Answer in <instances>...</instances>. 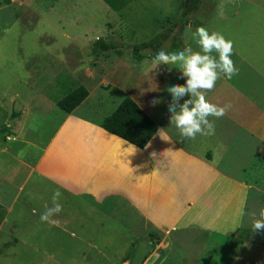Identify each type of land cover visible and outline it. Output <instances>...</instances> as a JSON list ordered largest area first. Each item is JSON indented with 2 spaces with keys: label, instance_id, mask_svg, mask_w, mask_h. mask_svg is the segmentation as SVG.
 I'll list each match as a JSON object with an SVG mask.
<instances>
[{
  "label": "crops",
  "instance_id": "0c3cea01",
  "mask_svg": "<svg viewBox=\"0 0 264 264\" xmlns=\"http://www.w3.org/2000/svg\"><path fill=\"white\" fill-rule=\"evenodd\" d=\"M228 4L238 6L237 0H218L220 15ZM245 13L264 16V5L253 2ZM259 19L260 26H254L260 29L264 18ZM203 24L210 33H220L214 25ZM192 25L179 43L167 44L168 52L189 46L200 51ZM235 25L228 33L234 38L221 34L233 43L230 58L239 72L230 80L221 73L206 93L210 103L230 106L224 117H209L214 135L184 139L170 123L168 105L165 117L150 109L158 131L145 148H138L101 128V118L82 113L92 97L88 90L87 100L73 113L58 114L49 137L39 144L35 163L27 164V179L22 184L12 178L0 183L5 211L0 232L20 204L30 207L29 222L36 224L21 235V248L35 256L37 264H130L129 254L141 242H153L144 264H205L204 252L214 237H231L240 249L251 247L264 254V231L252 230L264 208V169L251 170V180L243 178L242 168L233 172L227 165L238 150L234 144L245 137L262 141L264 148V36L254 39ZM166 70L175 75L169 87L186 85L188 77L175 65H166ZM58 90L55 86L52 94ZM39 93L53 102L54 111L68 94L58 99ZM189 99L191 94L183 96L178 106ZM19 116L24 117L22 112ZM255 153L264 160V150ZM33 175L38 184L30 187ZM57 189L62 211L51 217L56 223L42 222L40 216L53 206ZM20 216L27 222L22 210ZM250 264L258 263L252 259Z\"/></svg>",
  "mask_w": 264,
  "mask_h": 264
},
{
  "label": "rangeland",
  "instance_id": "374dc122",
  "mask_svg": "<svg viewBox=\"0 0 264 264\" xmlns=\"http://www.w3.org/2000/svg\"><path fill=\"white\" fill-rule=\"evenodd\" d=\"M237 2V7L228 4L220 15L218 0H202L199 9L184 18V10L190 7L187 0H131L120 12L103 0H0V130L8 128L0 132V183L12 178L22 184L27 179V164L35 163L39 144L49 137L62 113L58 107L54 111L53 102L39 91L59 99L71 89L86 87L92 97L80 110L89 117L106 118L126 97L147 114L154 109L157 116L165 117L173 103L168 88L175 75L167 74L164 64L153 67L156 54L152 51L143 52L139 59L140 54L136 57L130 46L172 29L170 40L161 48L167 51V44L181 40L190 23L197 29L205 21L225 32L227 39L233 37L228 33L235 23L240 32L254 39L264 36V27L254 26H260L259 18L264 16L245 13L253 2L264 5V0ZM100 38L126 48L120 55L109 52L94 56L93 46ZM55 86L59 90L52 94ZM154 99L160 103L153 106ZM21 112L22 119L17 117ZM261 143L245 137L234 144L238 150L227 160L229 169L234 172L242 168L243 178L252 180L251 170L264 169V160L255 153L264 150ZM36 180L37 175H33L27 184L32 187L38 184ZM29 209L19 204L8 214L10 223L0 232V264H37V258L25 255L21 248L23 232L36 228L29 222ZM20 210L27 222L22 216L18 219ZM4 215L0 210V222ZM208 242L205 264H250L252 259L258 264L264 262L260 249H240L231 237H214ZM136 249L129 254L131 261Z\"/></svg>",
  "mask_w": 264,
  "mask_h": 264
},
{
  "label": "clouds",
  "instance_id": "9594fccd",
  "mask_svg": "<svg viewBox=\"0 0 264 264\" xmlns=\"http://www.w3.org/2000/svg\"><path fill=\"white\" fill-rule=\"evenodd\" d=\"M193 38L200 51H193L190 46L172 52L159 49L152 60L153 67L158 64L175 65L188 77L186 85L174 84L168 88L173 98V103L169 105V112L172 113L170 123L175 125L179 134L186 140H194L197 135L215 134V124L210 122L209 117H224L230 106L219 107L210 103L206 99V93L214 89L221 73L230 80L239 72L230 58L233 54L232 41L226 40L221 33H210L204 26L195 30ZM187 94H191L193 99L178 106L179 98ZM152 103L155 106L160 101L154 99ZM61 195L58 189L53 192V206L41 214L42 222L56 223L51 217L62 211V205L58 202ZM260 216L261 219L252 222L254 233L264 231V208L261 209Z\"/></svg>",
  "mask_w": 264,
  "mask_h": 264
},
{
  "label": "trees",
  "instance_id": "16d2710c",
  "mask_svg": "<svg viewBox=\"0 0 264 264\" xmlns=\"http://www.w3.org/2000/svg\"><path fill=\"white\" fill-rule=\"evenodd\" d=\"M103 1L114 11L120 12L131 0ZM187 3L188 5L190 3V7L184 10V18L196 12L202 4V0H187ZM183 7L185 8L186 6L183 5ZM172 31L173 30L170 29L149 41L130 46V49L134 51L136 57L140 54L139 59L143 57L142 54L145 51H152V53L156 54L171 38ZM125 48L126 46L124 45L100 38L94 43L93 55L101 56L109 52H116L120 55ZM88 96V89L84 86H79L59 100L57 102V107L63 112L71 114L87 100ZM99 126L105 131L141 149L149 144L158 131V126L155 121L130 97H126L113 113L103 118L102 121L99 122ZM7 129V127H4L0 132H7ZM0 210L3 211L1 206ZM241 236H244V233ZM151 239L153 240V237H151Z\"/></svg>",
  "mask_w": 264,
  "mask_h": 264
},
{
  "label": "water",
  "instance_id": "95a60500",
  "mask_svg": "<svg viewBox=\"0 0 264 264\" xmlns=\"http://www.w3.org/2000/svg\"><path fill=\"white\" fill-rule=\"evenodd\" d=\"M153 248V242H141L130 264H144Z\"/></svg>",
  "mask_w": 264,
  "mask_h": 264
}]
</instances>
